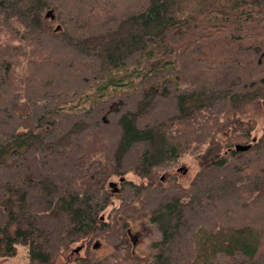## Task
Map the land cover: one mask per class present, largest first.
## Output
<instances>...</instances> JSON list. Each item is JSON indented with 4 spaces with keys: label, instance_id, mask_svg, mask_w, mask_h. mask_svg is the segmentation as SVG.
Segmentation results:
<instances>
[{
    "label": "trees",
    "instance_id": "16d2710c",
    "mask_svg": "<svg viewBox=\"0 0 264 264\" xmlns=\"http://www.w3.org/2000/svg\"><path fill=\"white\" fill-rule=\"evenodd\" d=\"M120 68L131 88L63 109ZM249 109L264 112V0H0V264L78 243L73 264H264ZM189 159L187 184L164 179ZM138 220L160 232L146 256Z\"/></svg>",
    "mask_w": 264,
    "mask_h": 264
},
{
    "label": "rangeland",
    "instance_id": "374dc122",
    "mask_svg": "<svg viewBox=\"0 0 264 264\" xmlns=\"http://www.w3.org/2000/svg\"><path fill=\"white\" fill-rule=\"evenodd\" d=\"M127 70L128 69L125 68L112 70L108 75H105L99 79L98 82L92 84L86 92L74 98L72 101L62 104L63 109L72 112L79 111L86 108L93 100L102 99L111 93L131 88L132 85L129 82L131 77L126 73L128 72ZM135 81H137V79H134V82ZM243 116H251L255 119L256 127L254 136L257 137L264 123V112L256 113L249 109ZM183 161H185L183 164L179 163L174 167L163 169L164 179L175 176L177 182L187 184L192 178L196 168L193 166L190 159ZM130 177L129 175L127 176V178ZM117 183L118 179L114 178L112 180L113 186H109L110 189L115 190L117 188ZM129 230L134 241V252L139 256L148 255L150 253L151 242L160 238L158 228L147 220L129 222ZM80 245L81 243L74 244L65 250L56 264H73L74 258L83 252V248H81ZM111 250V246L104 242H99L95 245V251L99 255H105ZM26 261V248L18 246L16 254L1 260V264H24Z\"/></svg>",
    "mask_w": 264,
    "mask_h": 264
},
{
    "label": "water",
    "instance_id": "95a60500",
    "mask_svg": "<svg viewBox=\"0 0 264 264\" xmlns=\"http://www.w3.org/2000/svg\"><path fill=\"white\" fill-rule=\"evenodd\" d=\"M248 148H249V146H247V145H242V144H236L235 145V149L237 151H246ZM110 186H113V184H111ZM113 191H117V189H115Z\"/></svg>",
    "mask_w": 264,
    "mask_h": 264
}]
</instances>
